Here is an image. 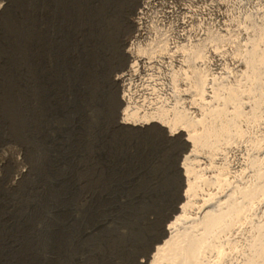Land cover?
Masks as SVG:
<instances>
[{"label": "rangeland", "instance_id": "rangeland-1", "mask_svg": "<svg viewBox=\"0 0 264 264\" xmlns=\"http://www.w3.org/2000/svg\"><path fill=\"white\" fill-rule=\"evenodd\" d=\"M141 1L0 0V264H132L145 248L174 145L117 126L112 77L138 24L173 41L188 1L139 16Z\"/></svg>", "mask_w": 264, "mask_h": 264}, {"label": "bare ground", "instance_id": "bare-ground-1", "mask_svg": "<svg viewBox=\"0 0 264 264\" xmlns=\"http://www.w3.org/2000/svg\"><path fill=\"white\" fill-rule=\"evenodd\" d=\"M185 1L205 5L175 8L173 41L139 23L146 40L112 77L117 126L174 145L169 195L132 264H264V0Z\"/></svg>", "mask_w": 264, "mask_h": 264}]
</instances>
